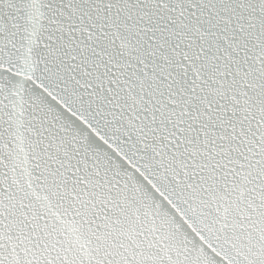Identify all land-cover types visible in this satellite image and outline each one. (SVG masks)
Instances as JSON below:
<instances>
[{"label": "snow or ice", "instance_id": "obj_1", "mask_svg": "<svg viewBox=\"0 0 264 264\" xmlns=\"http://www.w3.org/2000/svg\"><path fill=\"white\" fill-rule=\"evenodd\" d=\"M0 264H264V0H0Z\"/></svg>", "mask_w": 264, "mask_h": 264}]
</instances>
